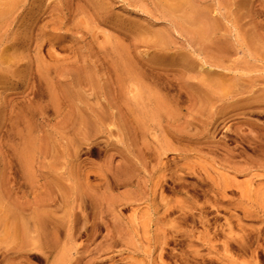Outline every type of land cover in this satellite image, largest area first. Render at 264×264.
Listing matches in <instances>:
<instances>
[{"label":"rangeland","instance_id":"1","mask_svg":"<svg viewBox=\"0 0 264 264\" xmlns=\"http://www.w3.org/2000/svg\"><path fill=\"white\" fill-rule=\"evenodd\" d=\"M0 264H264V0H0Z\"/></svg>","mask_w":264,"mask_h":264},{"label":"bare ground","instance_id":"2","mask_svg":"<svg viewBox=\"0 0 264 264\" xmlns=\"http://www.w3.org/2000/svg\"><path fill=\"white\" fill-rule=\"evenodd\" d=\"M191 18V17H190ZM193 18V17H192ZM192 18H191V20H192ZM197 18V17H196ZM194 20H195V18H193ZM198 19V18H197ZM197 19H196V21H197ZM198 23H199V19H198ZM202 180V179H201ZM204 182V181H203ZM201 183H202V181H201ZM203 185V184H202ZM201 185V186H202ZM209 185V184H208ZM205 186H207V184L205 185Z\"/></svg>","mask_w":264,"mask_h":264}]
</instances>
